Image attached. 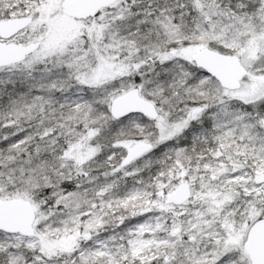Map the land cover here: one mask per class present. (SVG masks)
Instances as JSON below:
<instances>
[{
	"label": "snow or ice",
	"instance_id": "1",
	"mask_svg": "<svg viewBox=\"0 0 264 264\" xmlns=\"http://www.w3.org/2000/svg\"><path fill=\"white\" fill-rule=\"evenodd\" d=\"M0 264H264V0H0Z\"/></svg>",
	"mask_w": 264,
	"mask_h": 264
}]
</instances>
